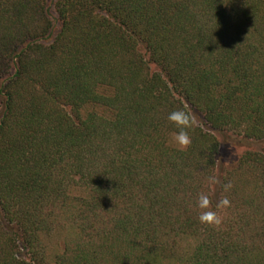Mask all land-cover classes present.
<instances>
[{
    "label": "trees",
    "instance_id": "16d2710c",
    "mask_svg": "<svg viewBox=\"0 0 264 264\" xmlns=\"http://www.w3.org/2000/svg\"><path fill=\"white\" fill-rule=\"evenodd\" d=\"M233 140L264 141V0H0V264H264Z\"/></svg>",
    "mask_w": 264,
    "mask_h": 264
},
{
    "label": "rangeland",
    "instance_id": "374dc122",
    "mask_svg": "<svg viewBox=\"0 0 264 264\" xmlns=\"http://www.w3.org/2000/svg\"><path fill=\"white\" fill-rule=\"evenodd\" d=\"M176 134H173L169 138V144L182 148L175 140ZM234 141V140H233ZM228 142L223 144L220 147V153L216 157L218 158V163H222L225 167L230 166L236 162V160L239 158L240 154L245 150H259L264 154V141H248L245 142ZM50 254H54L55 252H59L62 249L63 246V238L62 234H54L50 237L46 238L45 240Z\"/></svg>",
    "mask_w": 264,
    "mask_h": 264
},
{
    "label": "clouds",
    "instance_id": "9594fccd",
    "mask_svg": "<svg viewBox=\"0 0 264 264\" xmlns=\"http://www.w3.org/2000/svg\"><path fill=\"white\" fill-rule=\"evenodd\" d=\"M168 119L173 122L179 131L176 133L175 140L176 142L182 147L186 148L191 143V138L188 134L187 129L190 127V117L186 112L183 110H176L172 111L168 115ZM212 182H216L215 178H210ZM228 187V186H226ZM211 201L208 195L201 194L199 198V206L201 208H208ZM222 204H227V200L221 201ZM200 220L202 222L212 223L215 222L216 224L220 223V219L217 217L216 213L213 211H206L203 212L200 216Z\"/></svg>",
    "mask_w": 264,
    "mask_h": 264
}]
</instances>
